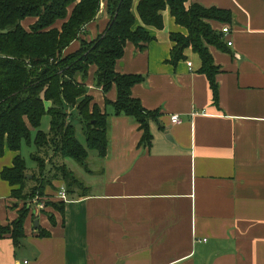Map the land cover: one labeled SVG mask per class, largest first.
Returning a JSON list of instances; mask_svg holds the SVG:
<instances>
[{"label": "crops", "instance_id": "crops-1", "mask_svg": "<svg viewBox=\"0 0 264 264\" xmlns=\"http://www.w3.org/2000/svg\"><path fill=\"white\" fill-rule=\"evenodd\" d=\"M197 2L233 16L225 38L233 45L223 51L210 47L220 68L218 104L198 54L187 49L184 60L171 62L172 34L187 36V31L165 11L162 30L146 27L154 40L143 49L128 43L116 66L119 74L146 78L132 88V96L145 110L158 112L149 122L151 144L140 145V126L106 105L116 102L117 87L104 93L92 67L87 87L93 104L109 114L108 155L100 158L89 150L86 167H69L86 190H74L66 202L57 195L62 181L47 186L48 193L56 188L64 214L31 211L19 248L10 234L0 239V264H264V0ZM36 21L28 18L23 26L29 30ZM109 21L103 3L66 54L103 34ZM210 24L220 32L224 26ZM173 115L182 123L173 124ZM75 123L77 138L79 129L85 136ZM18 155L6 146L0 157L2 227L12 226L23 210L12 194L19 188L1 175ZM35 164L26 175L28 189L37 184ZM41 231L49 235L42 237Z\"/></svg>", "mask_w": 264, "mask_h": 264}, {"label": "trees", "instance_id": "trees-1", "mask_svg": "<svg viewBox=\"0 0 264 264\" xmlns=\"http://www.w3.org/2000/svg\"><path fill=\"white\" fill-rule=\"evenodd\" d=\"M197 1L190 4V0H0V157L4 156L6 146L20 153L35 131L37 153L33 159L39 170V178L33 176L37 185L30 189L28 167L22 155L15 158L13 168L2 171V179L19 188L13 190L14 198L26 201L43 195L54 181H62L69 196L77 189L85 191L65 161L72 159L86 167L89 150L96 151L100 158L107 157L109 114L93 104L89 95L87 81L92 67H96L95 84L104 93L117 87L116 102L106 105L113 108L116 116H127L140 126V145L151 144L149 122L157 118L158 112L145 110L132 96V88L146 78L119 74L116 66L128 43L143 49L154 40L146 27L162 30L163 13L167 10L176 24L187 31V36L172 34L175 47L171 62L184 60L187 49L198 54L202 61L200 72L208 78L218 104L220 68L210 47L223 51L228 46L223 33L214 30L210 22L230 25L233 16L226 10L203 8ZM103 3L110 19L104 33L91 42L81 41L78 51L66 54L84 28L97 18ZM135 9L141 26H137ZM28 18L37 19L29 30L23 26ZM60 21L64 23L58 29ZM46 115L50 117V128L43 132ZM75 122L83 126L86 146L77 138ZM57 210L64 214L65 203H58ZM28 214L23 209L12 226H0V239L10 234L14 246L19 248L25 239ZM40 235L49 234L41 231Z\"/></svg>", "mask_w": 264, "mask_h": 264}, {"label": "rangeland", "instance_id": "rangeland-1", "mask_svg": "<svg viewBox=\"0 0 264 264\" xmlns=\"http://www.w3.org/2000/svg\"><path fill=\"white\" fill-rule=\"evenodd\" d=\"M25 25L27 26V22L25 23ZM49 125H50V117L48 115H46L43 118L41 130L43 132H48L49 131L48 130ZM34 137H35V134L32 135L30 142L25 141L23 146H22V150H21L22 157L25 159V161L28 165V168H30V169L35 168V166H36L34 159H33V156H36V153H37V148L34 145ZM78 138L80 139L79 141L82 144L85 143V136L83 135V133L80 129H79V133H78ZM66 165L68 167H70L72 170L75 169V170L79 171V169H81L80 165L77 164L72 159L66 160ZM37 177L39 178V175ZM27 189H28V187H27ZM47 190H45L43 195L37 194L34 197L28 198L26 201L20 199L19 202L23 203V209H26L29 213L31 211L35 210L39 214H44L47 216H50L52 210L57 211V206H58V203L56 202V194L57 193H55V190H52V189H51L52 193H48Z\"/></svg>", "mask_w": 264, "mask_h": 264}, {"label": "built area", "instance_id": "built-area-1", "mask_svg": "<svg viewBox=\"0 0 264 264\" xmlns=\"http://www.w3.org/2000/svg\"><path fill=\"white\" fill-rule=\"evenodd\" d=\"M221 32L223 33L224 38L227 39V36L231 33L230 26L229 25L223 26L222 29H221ZM227 45L228 46H232L233 43L231 41L227 40ZM188 66L192 67V63L189 62ZM171 121H172L173 124H176V125L177 124L179 125V124L182 123V121H181V119H180V117L178 115H173L171 117ZM59 189H60V191L57 194L59 199H61L62 201L66 202L68 200V194H67L65 185L63 184Z\"/></svg>", "mask_w": 264, "mask_h": 264}, {"label": "water", "instance_id": "water-1", "mask_svg": "<svg viewBox=\"0 0 264 264\" xmlns=\"http://www.w3.org/2000/svg\"><path fill=\"white\" fill-rule=\"evenodd\" d=\"M39 226V223L38 222H36V227H38Z\"/></svg>", "mask_w": 264, "mask_h": 264}]
</instances>
